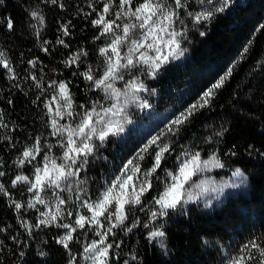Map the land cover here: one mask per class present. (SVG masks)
<instances>
[{"label":"trees","instance_id":"1","mask_svg":"<svg viewBox=\"0 0 264 264\" xmlns=\"http://www.w3.org/2000/svg\"><path fill=\"white\" fill-rule=\"evenodd\" d=\"M168 3L173 4V0ZM185 3L189 5L187 11L198 12L201 8L196 0ZM89 5L102 8L100 0H57L56 4L51 0H0V52L13 69L9 73L0 66V171L5 173L0 184L8 193H0V229L4 230L0 231V264H69L72 259L56 243L67 230L55 226L32 227L29 235L28 228L22 226V222L29 226L38 224L44 219L41 211L51 210L55 214L56 210L42 204L27 208L29 201L35 203L34 193L28 190L30 185L21 182L13 187L12 181L17 175L33 180L35 167H43L45 155L63 163L59 159L64 151L60 144L65 142L66 134H53V118L58 120V126L75 127L86 110L95 106L100 111L116 102L81 75L90 67L94 76L102 74L104 57L99 54V48L110 40L109 37L95 39L99 30L91 21L97 18V13ZM32 11L44 18L43 24L30 16ZM179 14L184 23L178 20L174 27L177 31H187V39L178 37L182 40V56L187 58L179 62L178 58L170 57L158 71L142 65L121 69L124 79L114 82L123 97L129 94L126 89L129 79L142 83L155 104L154 107L151 104L146 114H141L132 99L122 101L127 108L123 125L135 127L152 118L156 111L171 117L167 126L190 105L198 104L203 92L230 66L232 75L216 91L211 103L197 110L176 135L167 132V127L152 135L161 136L160 144L169 143L171 153L165 154L161 168L149 178L153 187L142 198L143 210L131 208L128 212L125 225L131 227L136 223L137 226L131 232L113 229L116 235L109 236V242L114 244L111 264L125 261L128 264H226L245 243L252 239L264 241V28L260 27L264 25V0H231L230 6L223 13H216L210 23L195 27L185 9H180ZM8 19L13 22L12 30L7 28ZM130 22L133 21H117L121 25ZM64 26L68 35H64ZM197 29L204 30L206 35L200 36ZM59 40L68 47L58 43ZM77 52L87 55H81L71 66L66 64ZM124 52L126 48L121 54ZM30 61H36L35 66ZM13 75L15 79L11 78ZM60 82L68 86L73 117H68L63 108L64 118L54 117L56 108L63 104L58 95ZM45 105L52 109L51 113ZM220 132L223 134L217 135ZM37 140L39 154L30 163L18 166L23 151L33 148ZM93 142L97 148L88 157L79 177L74 178L76 183L71 192L46 189L40 193L48 205L58 198L66 200L61 206L60 223L74 222L77 213L91 215L80 205L101 194L93 192H99L105 182L112 181L113 168L120 160L135 156L134 162L140 164L143 173L152 166L157 150L153 145L143 153L144 159L138 160L133 153L137 142L123 137L121 132L109 136L102 146L98 140ZM147 143L143 139L140 150ZM186 149L198 151L202 160L215 154L223 167L194 175L184 186L181 204L175 210L169 209L167 216L152 220L151 212L159 208L155 199L172 183L168 173H177ZM237 169L240 176L235 175ZM13 201L25 207L17 212ZM68 211L73 213L71 217L67 216ZM101 222L105 228L100 230L106 231L108 221L101 217ZM154 230L165 232V236L150 241L148 237ZM74 236L70 248L77 264H89L82 258L83 247L99 237L88 228L84 232L77 229ZM115 243H120V247L115 248ZM254 255L256 259L251 264L259 260L258 254Z\"/></svg>","mask_w":264,"mask_h":264},{"label":"snow or ice","instance_id":"2","mask_svg":"<svg viewBox=\"0 0 264 264\" xmlns=\"http://www.w3.org/2000/svg\"><path fill=\"white\" fill-rule=\"evenodd\" d=\"M51 3L56 4L57 0H51ZM100 3L102 8L99 10L92 7V5H89V7H92V11L97 13V18L91 21L92 25L99 30V34L95 39H100V37L110 38L104 47L99 48V54L104 57L103 71L97 77L92 74L90 67L88 71L81 73V75L91 82L96 89L102 90L106 97L119 101L121 92L115 88L114 82L124 79L121 69L147 65L149 68L158 71L163 64L169 61L170 57L178 58L183 55L182 40L178 39V37L187 39V31H177L174 27L178 20L181 24L184 23V20L180 18V9H185L187 16L192 18L193 27H195L205 24V22L210 23L216 13H223L230 6L231 0H216V2L214 0H196L198 5L203 6V10L198 12L187 11L189 5L185 3V0H173L174 7L173 4L168 3V0H139V2L137 0H100ZM113 9L117 10L113 12ZM113 15L114 19L108 18ZM30 16L39 20L41 24L44 23V18L37 11H32ZM121 19L133 22L121 25L117 23ZM260 27L264 28V25ZM7 28L9 30L13 29L11 19L7 20ZM197 30L200 36L206 35L204 30ZM68 34L67 26H64V35ZM58 43L68 47L63 40H59ZM125 48L126 52L122 55L121 51ZM165 48L168 50L167 55L164 54ZM44 51L47 52V49H44ZM244 51H247V47H245ZM150 53H155V55H150ZM81 55L86 56L87 53L77 52L72 57L71 62L66 61L65 63L71 66V63H76ZM2 57L3 53L0 52V66L6 69L7 72L12 73L13 69L9 66V62ZM30 63L35 66L36 61H30ZM231 75L232 66L226 70L225 74L217 82L203 92L198 104L190 105L168 123L166 126L167 132L176 135L180 131L181 126L186 124L197 110L211 103L216 91L224 87L226 80ZM11 78L15 79V76L13 75ZM32 79L35 80L36 77L33 76ZM37 87H39V84H37ZM127 88L131 91L133 100L136 99L135 93L146 90L144 85L137 81L128 83ZM58 95L63 104L56 108L54 117L64 118L62 108L66 110L68 117H73L72 98L68 91V86L64 82L58 84ZM45 106L49 107L48 105ZM142 106L147 107V105ZM81 107L84 106L81 105ZM49 112H52L50 107ZM122 112L123 108L117 104L107 108L102 107L100 111H97L96 107L93 106L91 110H86L80 116L79 122L75 127L70 124L58 126V120L56 118L52 119L53 134H66L65 142L60 144L64 151L59 159L63 163H57L56 158L45 155L43 167H35L33 180L30 181L24 175L15 177L12 181L13 187L21 182L29 184L28 190L35 195V203L29 201L27 208L32 209L36 204H42L50 208V205L46 204L40 195L46 189H58L62 192H71L73 190V185L76 183L74 178L79 177L80 171L88 164V157L92 156L97 148V145L93 142L94 139L98 140L102 146L109 136L118 135L123 131L121 123L111 119V117H115ZM98 125L100 126L99 128L97 127ZM113 128H115V131H113ZM222 134V132L217 133V135ZM160 139L161 136L159 135L151 137L141 149V152L137 154L136 159L143 160V153L148 152V149L153 145L156 146L157 150L153 155L152 166L143 171L142 179H140L139 175L142 172L140 164L134 162L133 159H129L123 165L120 174L108 183L105 190L95 201L89 202L85 200L80 205V207L86 208L88 213H91L90 216L77 213L74 222L60 223L59 221L63 219L61 206L65 205L66 200L58 198L55 214L51 210L49 212L41 211L40 214L44 219H40L38 224L29 226L27 222H22V226L28 228L29 235L32 234V227L55 226L67 230L62 236L57 238L56 243L60 244L72 256L69 264H77L76 256L71 252L70 248V244L76 239L74 234L77 233V229L81 230V232H84L86 228L92 229L94 234L99 237V240H92L83 247V260L89 262V264H111V260L114 257L110 256V252L113 250L114 244L109 242V236L114 237L116 235L113 229L121 228L126 232H131L137 226L136 223L132 224L131 227L125 225V221L128 219V212L131 208L143 210L142 206L145 201L142 198L153 187L149 178L157 169L161 168L162 161L166 159L165 154L171 153L170 144H160L158 143ZM39 143V140H37L33 148H26L23 151L22 159L19 160L18 166L23 167L25 162L30 163L36 158V154L41 151ZM232 154L235 155V153ZM183 156L184 158L180 160L177 173H168L171 176L172 183L167 187L163 195L155 199V204L159 208L151 212L152 220L157 219V217L167 216L169 209L175 210L177 205L181 204L184 186L191 181L194 175L208 171L210 168L223 167V164L215 154L207 160H202L198 151L192 152L190 149H186ZM4 175L5 173L0 171V177ZM235 175H241L238 169ZM80 183H83V181H80ZM0 193L8 195L3 184H0ZM53 194L55 195V192ZM77 199H80V197L78 196ZM188 199L191 200V195H189ZM13 204L17 212H20L25 207L19 202L13 201ZM72 215L71 211L67 212L68 217ZM101 217L108 221L106 231L100 230L105 228V224L101 222ZM144 227H148V225L145 224ZM0 231L4 230L0 229ZM164 236L165 232L154 230L150 233L148 239L151 241ZM119 247L120 243H115V248ZM254 253L259 256L257 264H264V241L257 242L256 239H252L245 243L240 248L239 253L231 256L226 261V264H251L256 259ZM20 255L23 257L24 253L21 252ZM41 255H44V253H41ZM132 259L135 260L136 257L132 256ZM124 264H128V261H125Z\"/></svg>","mask_w":264,"mask_h":264},{"label":"rangeland","instance_id":"3","mask_svg":"<svg viewBox=\"0 0 264 264\" xmlns=\"http://www.w3.org/2000/svg\"><path fill=\"white\" fill-rule=\"evenodd\" d=\"M214 2H216V0H214ZM171 4V3H170ZM209 7H211V5H209ZM203 10V6H201L199 11ZM164 54L167 55L168 54V50L167 48L164 49ZM150 55H155V53H150ZM187 57L185 56H180L178 57V61L179 62H183ZM143 67H146L147 65H142ZM132 79H129L128 83H131ZM126 89L127 86H126ZM146 89V88H145ZM129 94L125 97L120 96L119 101H116L115 104H117L119 107L123 108V112L122 113H118L115 117L112 118L113 121H119L121 123V125L123 126V131L121 132L123 137H128L129 139H133V141H136L137 143H135L133 145V153L134 154H138L140 153V145H142V141L144 139V141H149L152 137V135L156 132H159L160 130H163L166 126L167 121L171 118L169 115H167L166 113H160L158 114L156 111L153 112L154 116L150 119H146L142 122H140L137 126L135 127H127V124L123 125L125 123V111H126V107L122 104V101L124 100H131L132 99V93L131 91L128 89ZM136 96V100H131L135 103L136 109L138 110V112H140L141 114L145 113L146 111H149V108H151V104L153 103V107H154V102L151 100V96L148 92V90H144V91H140L135 93ZM150 102H147V99ZM152 101V102H151ZM142 105H147V107H143ZM114 130V128H113ZM135 156H131V157H127L125 158L123 161L120 160L113 168V177L111 178V180H114V178L120 174V172L122 171L123 165H125V163L129 160V159H133L134 160ZM184 158V157H183ZM182 158V159H183ZM194 177V176H193ZM192 177V178H193ZM142 173L140 174V179H142ZM108 183L105 182L104 188L101 189L99 192H93V193H102L105 188L107 187ZM101 195V194H100ZM100 195H94V197L97 199ZM92 198V201H95L96 199ZM58 201L57 200H52L50 203V207L56 210V203Z\"/></svg>","mask_w":264,"mask_h":264}]
</instances>
